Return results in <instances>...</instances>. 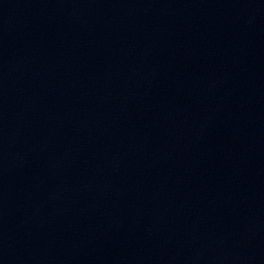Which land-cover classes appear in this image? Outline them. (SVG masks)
<instances>
[{
  "label": "water",
  "instance_id": "obj_1",
  "mask_svg": "<svg viewBox=\"0 0 264 264\" xmlns=\"http://www.w3.org/2000/svg\"><path fill=\"white\" fill-rule=\"evenodd\" d=\"M0 264H264V0H0Z\"/></svg>",
  "mask_w": 264,
  "mask_h": 264
}]
</instances>
